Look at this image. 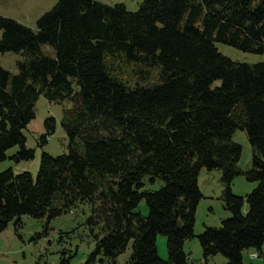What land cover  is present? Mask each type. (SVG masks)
Instances as JSON below:
<instances>
[{
    "label": "trees",
    "instance_id": "obj_1",
    "mask_svg": "<svg viewBox=\"0 0 264 264\" xmlns=\"http://www.w3.org/2000/svg\"><path fill=\"white\" fill-rule=\"evenodd\" d=\"M0 29V52L24 55L16 74L0 65V163L16 145V160L35 157L23 130L40 95L72 103L61 122L66 153L43 151L36 175L0 170V231L22 215L46 219L47 230L54 217L89 203L96 248L83 264H96L100 253L115 260L130 241L127 264H188L184 242L195 236L203 197L199 173L217 169L231 216L198 235L204 263L220 253L226 264H252L244 250L264 246V62L235 61L216 41L264 53V0H142L136 11L59 0L36 29L1 14ZM120 54L158 68V80L128 84L112 65ZM45 124L39 145L55 132L54 117ZM237 128L252 148L247 170L238 165ZM240 174L257 182L246 196L232 191ZM147 175L164 184L143 189ZM142 200L147 216L137 210ZM159 234L168 237V259L158 254Z\"/></svg>",
    "mask_w": 264,
    "mask_h": 264
},
{
    "label": "rangeland",
    "instance_id": "obj_2",
    "mask_svg": "<svg viewBox=\"0 0 264 264\" xmlns=\"http://www.w3.org/2000/svg\"><path fill=\"white\" fill-rule=\"evenodd\" d=\"M59 0H0V14L15 19L16 21L37 28L38 19L51 10ZM107 4L123 3L129 10L139 9L142 0H99ZM0 29V38L2 36ZM220 52L235 61L246 63L264 62V53L243 51L235 46L216 41ZM43 52L48 56H55V49L48 45H42ZM22 52L8 51L0 52V65L10 71L11 74L18 73V61L22 60ZM118 75L128 84L142 83L153 84L158 80V68L147 67L137 61H128L123 54L117 55L111 60ZM110 61V63H111ZM142 73H146L144 76ZM219 82V81H217ZM70 101L57 103L49 101L44 95H40L36 102V116L24 128L23 132L27 138L26 146L35 150V157L30 160H16L12 157L20 147L13 146L7 150L8 157L0 163V170L12 168L15 173L31 171L37 174L40 166L41 154L46 151L52 155H60L68 151L67 134L62 125L64 110L71 107ZM54 117L56 120L55 132L49 136L44 145H39V138L46 133V120ZM233 140L242 146V154L239 167L247 170L252 164V148L248 134L244 129L237 128L233 133ZM221 171L217 169L208 170L202 168L199 173V187L203 197L198 203L195 222V236L185 240L184 250L188 254V264H205L203 248L198 235L206 226H220L223 219L231 216L230 210L224 206L222 200L223 182ZM164 184L163 179L156 178L154 181L150 176H145L143 189L156 190ZM257 182L250 181L244 174L233 179L232 191L235 195L246 196L255 187ZM137 210L147 216L149 207L142 200ZM248 211L245 203L243 212ZM91 214L89 203H79L50 221L46 230L44 223L46 219H38L30 215H22L20 222L11 220L7 227L0 231V264H60L62 258H68L67 264H83L89 254L96 248V241L87 218ZM157 251L162 259H168V237L164 234L157 236ZM263 253L258 258H252L250 253L253 249L244 250V262L253 264H264ZM132 254V241L129 242L125 251L119 254L115 260L107 258L102 253L98 254L96 264H127ZM103 259V260H101ZM227 258L223 254H216L209 258L208 264H226Z\"/></svg>",
    "mask_w": 264,
    "mask_h": 264
},
{
    "label": "crops",
    "instance_id": "obj_3",
    "mask_svg": "<svg viewBox=\"0 0 264 264\" xmlns=\"http://www.w3.org/2000/svg\"><path fill=\"white\" fill-rule=\"evenodd\" d=\"M263 253V249L261 252L253 249V251L250 253V255L252 256V258H258L261 254ZM258 256V257H257ZM244 259H245V255H243ZM250 263H255V262H250Z\"/></svg>",
    "mask_w": 264,
    "mask_h": 264
}]
</instances>
